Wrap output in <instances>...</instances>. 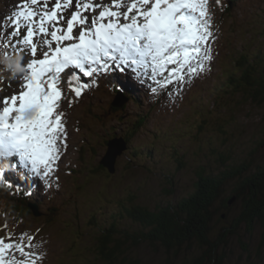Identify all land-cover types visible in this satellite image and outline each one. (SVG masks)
Here are the masks:
<instances>
[{
  "label": "rangeland",
  "instance_id": "obj_1",
  "mask_svg": "<svg viewBox=\"0 0 264 264\" xmlns=\"http://www.w3.org/2000/svg\"><path fill=\"white\" fill-rule=\"evenodd\" d=\"M22 2L0 0V18L6 21L7 31L12 30L11 19ZM54 2L48 0V10ZM76 5L77 0H72L69 7L58 13L64 17L60 25L65 29L67 19L78 10ZM219 5V0H209L213 35L208 43L213 59L205 62L204 71L191 80L185 75L183 83L174 81L162 88L151 77H144L141 82L131 71L100 75L95 82L81 74L89 86L86 95L74 106L69 103L72 98L67 76H62L59 87L63 98L56 111L63 113L65 134L61 137L63 143L58 141L59 159L46 179L30 176L19 166L25 174L21 172L24 176L20 177V184L33 190L36 201L33 204L39 215L29 214L24 224L12 232L1 227L0 237L7 240L11 235L20 242L23 234L25 246L28 237H33L32 247H26V251L33 253L35 264L69 261L108 264L93 253L98 230L100 234V229L114 223L116 231L125 237V233L139 229L137 224L125 219L123 207L137 204L154 209L175 202L193 190L201 170L218 173L228 163H247L248 170H255L256 165L264 162V142L259 144L264 141V103L244 101L235 94L225 95L226 76L233 68L234 59L240 53L253 55L264 51V0H239L237 4L231 3L230 13L224 14H220ZM42 6L40 0L32 7L41 12ZM82 27H75L73 35H78ZM35 42L41 45L42 38L35 37ZM46 50L40 47L36 58H42ZM16 51L24 53L21 57L24 71L13 73L6 68L0 84V100L22 90L26 63L33 58L27 50ZM165 75L167 72L156 79L162 80ZM113 80L119 87L112 86ZM128 88L132 89L131 98L121 91L120 95L116 94L118 89ZM117 98L121 100L115 106L117 111L110 110ZM140 116L146 117V123L117 157L115 172L110 174L104 168L92 173L91 169L105 155L109 139H124ZM80 147L82 158L78 155ZM10 173L16 177L18 170L10 169ZM234 186L235 181H229L224 196ZM241 206V200L233 198L229 209L218 207L210 237L218 236L219 232L224 234L226 228L231 232L219 236L220 261L213 264H264V246L259 244L260 224L254 223L250 230L243 222L234 225ZM221 213L223 217L218 218ZM53 214L52 221L47 222L45 218L49 215L52 218ZM130 242L128 237L125 258L115 264H181L191 262L201 251L196 244L186 243L167 250L159 244ZM16 259L24 258L16 253Z\"/></svg>",
  "mask_w": 264,
  "mask_h": 264
},
{
  "label": "snow or ice",
  "instance_id": "obj_2",
  "mask_svg": "<svg viewBox=\"0 0 264 264\" xmlns=\"http://www.w3.org/2000/svg\"><path fill=\"white\" fill-rule=\"evenodd\" d=\"M71 2L55 0L48 10V0H43V10L37 12L32 6L40 0H23L11 19V31L0 22V49L27 50L33 57L26 63L22 90L0 100V178L24 165L30 176L40 179L52 172L59 159L58 141L63 143L65 134L63 113L56 111L63 98L59 87L62 76H67L66 82L77 97L89 84L80 82L75 70L93 82L100 75L131 71L141 82L151 77L167 88L174 81L183 83L185 75L189 80L199 76L205 62L213 59L208 43L213 35L209 0H131L124 12L77 0L78 10L67 19L65 29L60 25L64 17L58 13ZM122 3L113 0V7L119 9ZM95 7L102 10L91 21L82 15ZM77 26L83 27L74 36ZM35 37L42 38L41 45ZM40 47L47 50L37 59ZM165 72L162 80L156 79ZM32 239L29 236L25 246L23 234L20 242L11 235L7 240L0 237V264H35L33 253L26 251L32 247ZM16 253L24 259L17 261Z\"/></svg>",
  "mask_w": 264,
  "mask_h": 264
},
{
  "label": "trees",
  "instance_id": "obj_3",
  "mask_svg": "<svg viewBox=\"0 0 264 264\" xmlns=\"http://www.w3.org/2000/svg\"><path fill=\"white\" fill-rule=\"evenodd\" d=\"M221 1L224 3L221 11L230 13L231 7L227 0ZM228 1L232 2V0ZM9 57L16 58L14 50L0 49V65H5L4 61ZM80 82H84L81 76ZM225 86L226 96L235 94L244 101L264 103V51H257L253 55L240 53L238 58L234 59L233 68L226 76ZM109 109L117 111L111 106ZM146 120L145 116L137 118L132 125L131 132L123 136L126 144L146 123ZM263 142L259 141V144ZM82 152L81 148L80 158H82ZM223 166L226 167L218 173L199 171L193 184V190L175 202H168L154 209L137 204L123 207L125 219L137 224L139 229L131 234L125 233L123 237L124 233H118L114 223L107 228L103 227L100 229V234L98 230L93 253L98 259L108 264H115L116 261L125 258L128 237H130L131 244L143 241L150 245L159 244L167 250L179 248L186 243L196 244L201 249L200 253L191 262L181 264L218 263L220 261L219 236L231 230L226 228L224 234L219 232L218 236L210 237L211 223L217 215L218 207L229 209V201L233 198L240 199L242 203L234 225L243 222L249 229L258 222L262 228L259 244L264 246V162L256 165L255 170H248L247 163L239 165L228 163ZM100 170L104 168L98 163L94 169H91V172L96 174ZM231 180L235 181V186L228 196H224L225 187ZM0 190L10 195L6 199H0V214L7 215L4 231L12 232L18 226L23 225L24 220L30 214L29 202L34 200L32 194H25L24 188L9 175L0 180ZM222 214L218 218H222ZM51 216H47L45 220L52 221L55 215L53 214L52 218ZM67 264H75V262L69 261Z\"/></svg>",
  "mask_w": 264,
  "mask_h": 264
},
{
  "label": "water",
  "instance_id": "obj_4",
  "mask_svg": "<svg viewBox=\"0 0 264 264\" xmlns=\"http://www.w3.org/2000/svg\"><path fill=\"white\" fill-rule=\"evenodd\" d=\"M120 95V94H118ZM121 100L119 98L116 99L115 102H112V105L117 106L120 105ZM127 148L126 141L121 138H112L107 143V150L105 155L100 159L99 163L107 169V171L112 174L115 172V163L117 157ZM232 199L229 201L231 203ZM33 209L34 215L38 216L39 213L36 210L35 206H30Z\"/></svg>",
  "mask_w": 264,
  "mask_h": 264
},
{
  "label": "bare ground",
  "instance_id": "obj_5",
  "mask_svg": "<svg viewBox=\"0 0 264 264\" xmlns=\"http://www.w3.org/2000/svg\"><path fill=\"white\" fill-rule=\"evenodd\" d=\"M127 1L129 2L130 0H123L122 6L119 9H116L115 7H113V0H89V1L88 0H85V2L91 3L94 6L103 4L104 6H108L111 10H119L121 12H124V10L126 9L127 4H128V3H126ZM238 1L239 0H232V2L235 3V4H237ZM101 10H102V7H95V10L94 11L91 10V9L90 10H87V11H83L82 12V15L87 16L89 18V21H91V19L93 17L98 16L99 11H101ZM121 19H123V18H121ZM25 166L28 167L27 165H25ZM24 191H26L25 194H27V193L28 194H33V193H30L29 192L30 190H27L26 188H24ZM33 200L35 201V197H33Z\"/></svg>",
  "mask_w": 264,
  "mask_h": 264
},
{
  "label": "clouds",
  "instance_id": "obj_6",
  "mask_svg": "<svg viewBox=\"0 0 264 264\" xmlns=\"http://www.w3.org/2000/svg\"><path fill=\"white\" fill-rule=\"evenodd\" d=\"M21 59L22 58H15V59H12V58H6L5 59V63L7 64V67L13 72V73H19V72H23L24 69L21 65Z\"/></svg>",
  "mask_w": 264,
  "mask_h": 264
}]
</instances>
